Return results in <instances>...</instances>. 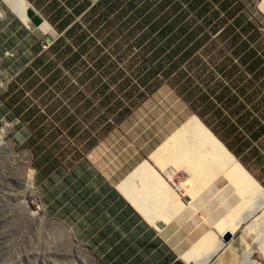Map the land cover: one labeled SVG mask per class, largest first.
Returning a JSON list of instances; mask_svg holds the SVG:
<instances>
[{
	"label": "crops",
	"instance_id": "0c3cea01",
	"mask_svg": "<svg viewBox=\"0 0 264 264\" xmlns=\"http://www.w3.org/2000/svg\"><path fill=\"white\" fill-rule=\"evenodd\" d=\"M3 1L23 34L45 22L67 45L60 66L42 52L30 62L44 72L29 86L26 121L45 153L35 171L43 173L47 221L94 264L264 258V60L256 41L221 28L199 33L177 0L139 10L131 0H25L28 25ZM248 223L260 235L241 261ZM229 231L235 238L224 242Z\"/></svg>",
	"mask_w": 264,
	"mask_h": 264
},
{
	"label": "rangeland",
	"instance_id": "374dc122",
	"mask_svg": "<svg viewBox=\"0 0 264 264\" xmlns=\"http://www.w3.org/2000/svg\"><path fill=\"white\" fill-rule=\"evenodd\" d=\"M131 1V6L138 10L147 4L150 8L158 5V0ZM177 1V5L192 13L191 18L198 22L199 33L204 30L206 35L214 37L221 28L225 31L224 35L245 36L250 44L256 41L254 47L264 60V12L260 7L263 0H192L191 5L187 0ZM195 8L197 11H194ZM7 9L12 12L9 7ZM0 10V264H94L92 253L76 242L59 223L47 221L44 189L40 185L37 187V180L41 181L43 173L35 171L38 162L44 163L45 153L40 143L31 137L26 121L29 116V86L35 80L44 79V72L36 69L37 62L30 63L34 59L33 52H42L44 59H52L51 66H56L60 52L67 50V45H64V39H58L62 33L45 22L40 28L32 25L27 33L30 36H26L22 33L25 28L12 18L6 20L5 12ZM99 11L104 18H110L107 11L102 8ZM231 20L235 21L234 25L241 24L244 28H228L227 22ZM74 31L76 33L77 29ZM57 65L60 66V63ZM24 69V74H21ZM15 103H18L17 108H14ZM6 126L8 129L4 131ZM31 170L36 194L28 199L25 209L20 205L24 191L23 176ZM33 213L35 215L30 216ZM251 224L240 229L241 261L253 247H257L254 240L260 232H250L248 226ZM212 235L220 237V234ZM260 257L263 258L254 254L248 264H256L255 260L263 262L264 258Z\"/></svg>",
	"mask_w": 264,
	"mask_h": 264
},
{
	"label": "bare ground",
	"instance_id": "6f19581e",
	"mask_svg": "<svg viewBox=\"0 0 264 264\" xmlns=\"http://www.w3.org/2000/svg\"><path fill=\"white\" fill-rule=\"evenodd\" d=\"M6 3L9 6V8L12 10V12L21 20V22H23L24 24L28 25L29 20H28V16H27V13H26V9L28 7V4L26 3V1L25 0H6ZM260 7H261V9L264 12V0H263V2H262ZM1 88H2V84L0 82V89ZM7 129H8V126H6L4 128V131H6ZM1 132H0V147L2 145ZM14 160L16 162H20L18 158H14ZM23 188H24V191H23V195L21 196L22 202L21 203L19 202V203H20V205H22L21 206L22 208L26 209L27 208L26 206L28 205V199L33 195V182H32V176H31L30 172H29V174L27 173V174H25V176H23ZM34 215H35V213H33L30 216H34ZM261 236H263V237H262V240H261L262 244L260 243V251L264 254V232H263V234ZM252 254H250V255H252ZM75 264H78V263H75Z\"/></svg>",
	"mask_w": 264,
	"mask_h": 264
},
{
	"label": "water",
	"instance_id": "95a60500",
	"mask_svg": "<svg viewBox=\"0 0 264 264\" xmlns=\"http://www.w3.org/2000/svg\"><path fill=\"white\" fill-rule=\"evenodd\" d=\"M234 235H232L230 232H225L223 237H222V240L224 242H229L231 239H234Z\"/></svg>",
	"mask_w": 264,
	"mask_h": 264
}]
</instances>
